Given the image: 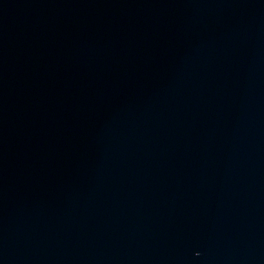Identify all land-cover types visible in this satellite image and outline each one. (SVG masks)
I'll return each instance as SVG.
<instances>
[{"label":"water","instance_id":"water-1","mask_svg":"<svg viewBox=\"0 0 264 264\" xmlns=\"http://www.w3.org/2000/svg\"><path fill=\"white\" fill-rule=\"evenodd\" d=\"M0 264H264V0H0Z\"/></svg>","mask_w":264,"mask_h":264}]
</instances>
